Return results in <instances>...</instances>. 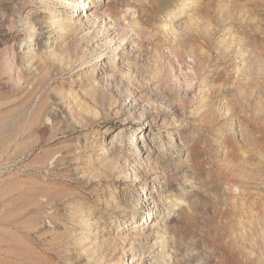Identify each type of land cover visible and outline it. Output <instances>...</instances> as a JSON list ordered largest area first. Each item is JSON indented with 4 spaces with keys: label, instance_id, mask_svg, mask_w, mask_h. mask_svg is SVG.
<instances>
[{
    "label": "rangeland",
    "instance_id": "obj_1",
    "mask_svg": "<svg viewBox=\"0 0 264 264\" xmlns=\"http://www.w3.org/2000/svg\"><path fill=\"white\" fill-rule=\"evenodd\" d=\"M64 1L0 0V264H264V0Z\"/></svg>",
    "mask_w": 264,
    "mask_h": 264
},
{
    "label": "bare ground",
    "instance_id": "obj_2",
    "mask_svg": "<svg viewBox=\"0 0 264 264\" xmlns=\"http://www.w3.org/2000/svg\"><path fill=\"white\" fill-rule=\"evenodd\" d=\"M63 5L64 6H66V7H68V6H70L69 8H70V15H69V17L68 18H75V16H74V13H76L77 11H79V14H81V13H84L85 14V16H86V13H87V10H88V8L90 7V1H88V0H79V4H78V0H65L64 1V3H63ZM77 6H81V8H79V9H76L77 8ZM93 14V17H95L96 18V15H95V13H92ZM84 17V16H83ZM92 17V16H91ZM113 24V23H112ZM111 24V25H112ZM111 40H112V38H111ZM23 45H25V44H23ZM23 48H28V47H23ZM133 141H131L130 143H132ZM137 147H139V146H137ZM155 177H157V176H155ZM155 177H152V180L154 181V180H156V178ZM139 180H141V179H136V181H139ZM148 193V191H142L141 192V194H147ZM155 207V206H154ZM136 208V207H135ZM148 217H150L151 219L152 218H154V216H153V213H151V212H149L148 214ZM146 220H147V217H146ZM146 223V222H145ZM140 225H144V223H141L140 222ZM130 264V263H129Z\"/></svg>",
    "mask_w": 264,
    "mask_h": 264
}]
</instances>
